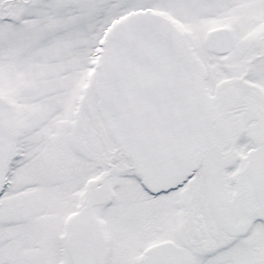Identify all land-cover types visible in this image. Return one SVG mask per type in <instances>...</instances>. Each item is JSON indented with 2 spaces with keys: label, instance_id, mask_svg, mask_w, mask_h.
Listing matches in <instances>:
<instances>
[{
  "label": "snow or ice",
  "instance_id": "obj_1",
  "mask_svg": "<svg viewBox=\"0 0 264 264\" xmlns=\"http://www.w3.org/2000/svg\"><path fill=\"white\" fill-rule=\"evenodd\" d=\"M0 264H264V0H0Z\"/></svg>",
  "mask_w": 264,
  "mask_h": 264
}]
</instances>
